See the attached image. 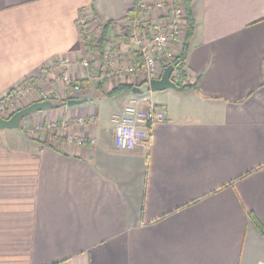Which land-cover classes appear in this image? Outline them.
Listing matches in <instances>:
<instances>
[{"label":"crops","instance_id":"obj_1","mask_svg":"<svg viewBox=\"0 0 264 264\" xmlns=\"http://www.w3.org/2000/svg\"><path fill=\"white\" fill-rule=\"evenodd\" d=\"M132 4L0 0V97L33 77L60 100L64 82L40 69L63 58L79 98L91 97L34 113L62 125L37 137L0 129V264H264L249 216L264 223V0H189L182 85L194 87L150 95L166 120L147 144L118 150L111 117L122 105L105 124L94 98L130 81L103 57L81 66L77 19L90 11L92 31L112 21L100 50L129 55L113 29Z\"/></svg>","mask_w":264,"mask_h":264},{"label":"built area","instance_id":"obj_2","mask_svg":"<svg viewBox=\"0 0 264 264\" xmlns=\"http://www.w3.org/2000/svg\"><path fill=\"white\" fill-rule=\"evenodd\" d=\"M130 9H134V13H129V10L126 12L123 22L117 25L118 28L113 37L114 45L127 44L129 48H132L134 56L131 54L125 56L111 46L105 51V58L109 60L110 74L117 81L129 80V84L138 86L159 78L163 69L173 64L180 54L186 37V6L184 0H133ZM81 16L77 19V26L83 41L85 56L81 57L79 62L83 68L91 70V60L86 57L88 48L85 42L92 34L88 23L93 18L87 10ZM118 37L130 43L118 41ZM71 64L72 60L63 58L46 64L40 69L41 75L55 74L56 78L64 82V95L60 101L75 99L80 91V85L73 83L70 78L68 68ZM170 77L174 83L182 85L190 78V74L185 69L183 71L173 69ZM4 98L7 101L11 100V104L13 100L22 98H30L32 102L45 99L56 100L40 89L31 77L25 78L0 97V116L7 118L20 108L12 109L8 116H4L1 114L7 105ZM166 118L167 112L161 106L148 103L146 107H142L135 101H131L111 117L115 148L130 150L138 145L147 144L152 130L162 124ZM26 122L23 121V125L27 135L36 137L40 131H54L62 127L57 121H46L43 126L39 123H31V127H26L29 123ZM76 122L82 124L84 119L78 118ZM74 139V137H68L69 142Z\"/></svg>","mask_w":264,"mask_h":264},{"label":"rangeland","instance_id":"obj_3","mask_svg":"<svg viewBox=\"0 0 264 264\" xmlns=\"http://www.w3.org/2000/svg\"><path fill=\"white\" fill-rule=\"evenodd\" d=\"M83 13H84V11L81 12L79 18L82 17L81 15H83ZM133 13H134V11H133ZM94 24H97V23L95 22ZM89 27H91V26L89 25ZM117 28H118V26L117 25H114L113 32H116L117 31ZM101 34H102L101 28L95 29V30L92 31V34L89 35V38L86 39V42L85 43H86V47L88 48L87 49L86 57H87L88 60H91V63H90L91 67H92L93 64H95L93 62H95L96 60L98 62H100V60H101L100 58L103 57V59L105 60V66L108 67L111 70V67L109 65V60L105 58V51H107V49L109 47H111V46L108 44L107 45V48L104 49V52L100 50L101 49L100 48L101 45L102 44L104 45V40H103V43H102V41H99V37L101 36ZM91 35H93L95 37L92 38ZM118 39H119L118 41L123 40L124 43H126V42L128 43V41L124 40L122 37H120V38L118 37ZM89 42H91L92 44L91 43L89 44ZM125 46L128 47L127 44ZM116 51H118V49H116ZM131 51H132V48H131ZM181 51H182V49H181ZM133 53L134 52L132 51L131 52V56H134ZM127 55H125V56H127ZM95 65H97V64H95ZM31 78H32V80H34L36 82L35 78H33V77H31ZM130 86H131V84H130ZM132 86H137V85H132ZM138 86H140V85H138ZM177 87H178V85H177ZM157 93L158 92H154V93L148 92L144 96H136L135 98H137V99L138 98H145L146 101H147V100H149V96L150 95L152 97H155V95H157ZM133 96H135V95L132 94L130 91H127V90L122 91V92H119L117 94L110 95V96H107V95H103V96L97 95V96H95L94 99L101 98L100 100H97L96 101V104L98 105V109H99V119L101 120V122H103L105 124L108 123L109 112L111 110L115 109V108H118V104L120 106L122 105L121 107L119 106L120 109L123 108L125 105H127V104L130 103L129 102V99L131 97H133ZM78 98H79V94H78V97L75 98V99H78ZM4 101L7 102L6 108L3 111H1V114H3L4 116H6V115L8 116L9 113L12 111V109L15 110V108H17V107L21 108V107L27 105L26 104L27 102L28 103H31L32 102L30 98H26V99L25 98L24 99L22 98V99H18V100H13V103L12 104L10 103L11 100H8L7 101V99L4 98ZM56 101L58 102L60 100H56ZM0 103H1V101H0ZM123 103H125V104H123ZM147 105H148V101H147V104L145 106H143V107H146ZM33 115H34V113L31 114V115H29V116H27V117H25L22 120V122H21L20 129H22L25 133L27 131L24 129L25 125H23L24 124L23 121L24 122H26V121L29 122V123L26 122V123H28L26 127H31V123H39V124H41L43 126L45 124V122H46V121L43 122L41 120L39 121V120L35 119ZM44 132L46 133V131H44ZM40 133H41V131H40ZM28 136H30V135H28ZM30 137H36V136H30Z\"/></svg>","mask_w":264,"mask_h":264},{"label":"water","instance_id":"obj_4","mask_svg":"<svg viewBox=\"0 0 264 264\" xmlns=\"http://www.w3.org/2000/svg\"><path fill=\"white\" fill-rule=\"evenodd\" d=\"M174 69V64H170L166 66L160 77L157 79H152L148 83H143L142 87H135L133 86L131 88V93L136 96H142L145 95L148 92L154 93L163 91L169 88H177V84L173 82L171 79V72ZM90 96H83L78 99H69L66 102V105L68 106H74L78 104L85 103L87 101H90ZM58 107V102L56 100L52 99H45L41 101H35L32 102L24 107H21L20 109L13 112L9 117L3 118L0 116V129H20L22 120L36 112L44 111L47 109H54Z\"/></svg>","mask_w":264,"mask_h":264},{"label":"trees","instance_id":"obj_5","mask_svg":"<svg viewBox=\"0 0 264 264\" xmlns=\"http://www.w3.org/2000/svg\"><path fill=\"white\" fill-rule=\"evenodd\" d=\"M185 2V6H186V37H185V40H184V43H183V46H182V51L180 52V54L176 57V59L174 60V69L175 70H178V71H183L185 68H184V61H185V58H186V54H187V51H188V48H189V40L193 34V31H194V19H193V16H192V12H191V8H190V4H189V0H184ZM134 9H130L128 12L129 13H133ZM112 21H109L107 23H98L100 25V28L102 30V34L101 36L99 37V41H102L103 43V40L105 39V36H106V31L107 29L109 28L110 24H111ZM92 38L95 37L93 35H91ZM92 42V41H91ZM89 42V44L91 43ZM93 43V42H92ZM91 43V44H92ZM82 80L80 81H77L79 84ZM76 81H73V83H77ZM143 85H140V86H135V87H142ZM133 86L131 85H118L117 87H115L114 89H111L110 91H108V93L104 94V95H107V96H110V95H113V94H117L119 92H122V91H130L131 92V88ZM194 85H191V86H184V85H179L178 84V87L179 89H185V88H193ZM68 101V99L66 100H63V101H58V106H63V105H66V102ZM249 216H250V219L252 220V222L255 224L259 234L261 236L264 237V223H262L253 213H249Z\"/></svg>","mask_w":264,"mask_h":264}]
</instances>
